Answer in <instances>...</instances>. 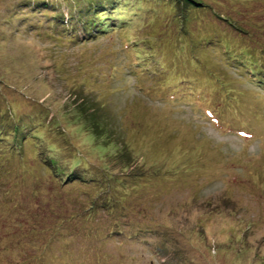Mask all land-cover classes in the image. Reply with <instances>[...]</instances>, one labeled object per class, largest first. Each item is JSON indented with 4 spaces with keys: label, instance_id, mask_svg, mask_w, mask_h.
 <instances>
[{
    "label": "rangeland",
    "instance_id": "374dc122",
    "mask_svg": "<svg viewBox=\"0 0 264 264\" xmlns=\"http://www.w3.org/2000/svg\"><path fill=\"white\" fill-rule=\"evenodd\" d=\"M103 16L123 30L94 36ZM148 244L166 264H264V0H0V264H159Z\"/></svg>",
    "mask_w": 264,
    "mask_h": 264
},
{
    "label": "trees",
    "instance_id": "16d2710c",
    "mask_svg": "<svg viewBox=\"0 0 264 264\" xmlns=\"http://www.w3.org/2000/svg\"><path fill=\"white\" fill-rule=\"evenodd\" d=\"M182 16H183V18L185 17L184 14H182ZM104 17H107L106 21L103 23V26L101 28H99V29L96 28V30L93 31L94 36L95 35H99L100 33L105 32V31H107L109 29L114 30V31H118V30L122 31L123 30V26L122 25L118 26V25H110L109 24V22H111V20H112V18H110V16H103V18ZM85 32L87 33L88 30H86ZM111 34H113V33H111ZM84 39H88V38L86 37ZM120 40H121V47H120L121 50L125 52V55H126V57L128 59V62L130 63V65L132 67H134V69L132 70V75H135L137 78L142 79V80L143 79H146L147 81L151 80L154 77V75H155L154 72L156 71L154 69V67L151 64L146 63L141 58V52H139V50L136 47V45H134L131 42L130 38L126 34H123L120 37ZM219 54H227L226 48H223V47L220 48V53ZM228 55H229L230 58H232L235 61H237V58H235L231 53L228 52ZM245 67H246L245 68L246 79L247 80H251L252 82L255 81L254 83H256L258 80H256L257 77L254 76V74L252 72V69L250 67H248V66H245ZM212 78H213V82L215 83V89H214V91H212V94L215 97V99L218 97V95H220V98L225 100V101H229V99L231 100V98L229 96H226L227 93L223 89L222 83L220 81H218V79L216 77H212ZM172 83H168L166 81L158 80V84L155 85L154 88L152 89L153 91H155V95L157 96V98L166 99V100H169V101H173V100H177V99L181 98L182 101L188 102L189 104L193 105L194 108L200 109V108H203L202 105H204V106L206 105L204 107V108H206L205 109V114H209V111H213L212 109L208 108L209 103L205 104L203 102V101H205L204 99H207V98L202 95V92L196 90L193 87H189L187 85L183 86V84H182L183 87L179 86V88H176L177 86H175V82L172 81ZM145 90L149 91L148 86L145 87ZM145 94H148V92H146ZM208 96H209L210 102L212 104H214L213 103L214 100L210 97V95H208ZM224 98H227V99H224ZM198 105H199V107H198ZM82 194L83 193L76 194V197L77 196H82ZM76 206H78V208L75 209V213L76 214H83V215L91 214V215H94V216L98 214V211H100V207H102L101 204L97 205V204L94 203V201H92V200L89 201V200H86V199H83L82 201L77 202ZM106 208H109L108 205H106ZM95 209H97V214H94ZM50 211L52 213L55 212V210H50ZM117 211H119V209L116 207V212ZM118 213H120V211ZM122 217L123 218L126 217L128 219L126 214H124ZM131 217H132V215H131ZM103 218L107 219V223H108V227L109 228L112 227V226H119L120 225V223H119V221L117 219V215H115L113 213H109L106 217H103ZM128 220H130V219H128ZM129 222H131V221H129ZM132 223H127V224H122V225H124V227H138V226H136L135 224H132ZM137 223H139V222H137ZM35 225L37 227H39L37 222H35ZM39 228H41V226ZM138 228H140V227H138ZM142 228H144V227H142ZM58 229H60V227L59 226H55L53 231L56 232ZM148 229H150V228H148ZM95 230H98L97 227H95ZM159 230L163 231V229H161V228H159ZM74 231H75V232H73L74 236H87V234H85L84 232L76 229V227H75ZM108 231H109V233L107 235H109V234H111L113 232V230H108ZM36 232H37V229L34 228L32 234H36ZM43 232H44L43 236H39V237H41V239L45 240V241L49 240L50 239V235H48V233L52 232V230H49V231L44 230ZM40 233H41V231L39 230V232L36 235H39ZM51 236H53V235H51ZM65 237H67V236H65ZM126 240L127 241L131 240V235L130 234H129L127 239H126L125 235H123V237L121 236V240H120L121 244L126 243ZM148 249L151 251V254L153 253L154 258L159 262V264H166L165 256L163 255V253H161L159 251L158 248H156L155 245L150 244L148 246ZM170 253L173 254V252H170Z\"/></svg>",
    "mask_w": 264,
    "mask_h": 264
}]
</instances>
